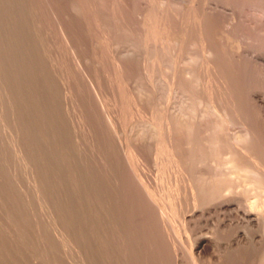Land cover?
<instances>
[{
    "label": "bare ground",
    "instance_id": "1",
    "mask_svg": "<svg viewBox=\"0 0 264 264\" xmlns=\"http://www.w3.org/2000/svg\"><path fill=\"white\" fill-rule=\"evenodd\" d=\"M14 1L15 0H13V2ZM31 1L33 3V6L35 7L34 11H35V15L38 18V20H40V21L43 20V14L42 13H44V15H46L48 13V16H50L51 12L49 14V11H47V12L44 11V10H46L45 7H48V5H49L48 0H31ZM144 1L145 0H89V3H85V0H80V1H78L79 3H77V4H79V8L76 10L74 8L72 9V11L75 10L73 12H75V14L78 15L77 19H78L79 24L82 25V27L85 26V28L90 30L88 33L89 34L91 33L94 35V37H96V40H93V41L97 44V47L104 45L105 40L103 41V38H104L103 34H105L106 31L109 32V31L113 30V32H114L115 31L114 29L116 27H117L116 29H118V30L121 29L122 27H124V25H123V26H121V28H119L120 25H122L124 22V20L122 18L123 16L121 17L119 15H115L111 10L112 6L115 8H117V6H119L118 8L124 9V12L126 10L129 13L131 12V14H129V15H131V17H130V19L128 18L129 21H127L128 19L125 21V22H127V24L124 22V24H126L125 27L127 26V29L126 28H124V29H126L125 32L128 30L129 35L131 37H133V39L130 37L132 40L131 41L129 40V41L135 46V49L131 52V54L129 53L128 57H132L133 60L138 61V62L142 61L143 65H144V68H143L144 72L143 73L145 75H147V77H148L147 79L149 81L148 83L151 82L150 79H153V76L155 75L154 71H155L156 65L158 64L160 67L161 63H159L160 62L159 57L161 56V57H163V59L165 57L166 58L168 57L167 63L165 62L166 65L163 64V65H165L167 70H165V72H163V73L162 72L160 73V70H159L160 74L158 75L156 73L158 78L155 77L156 75L154 76L155 78L158 79V80L156 79V81H159L162 83L161 86L163 85L162 86L163 90L166 89V91L168 93L167 95L165 94L166 92L163 93V95H165V97H166V98L163 97L165 99V101H164L165 103L163 104V106L161 107L159 104V106L161 108L160 112H159L160 115H159V119L157 117V121L155 120L156 121L155 126H157V127L154 129L155 130L154 133L152 132V130H153V126H152L151 132L153 134L151 133L152 135L150 136L149 139H147L146 137H145V140H144V137H143V139H140L141 137L139 138V136H138V139H135V138L133 139L131 137L132 140L135 141L134 144L131 145L133 147L128 148V146L126 145L127 147L124 146L126 148H123L122 150L118 151L117 156H115L114 160H112V162L110 164L109 169H110L111 176L109 177L110 178L109 182H108L107 178L105 177L106 175H104V173L102 171L103 167H105V166L99 165L101 168L100 169L101 171H99L98 173L96 172L99 175L97 178L98 182H96V183H98V187L100 188V189L99 188L98 189L104 190V192H105V190H106L105 188H109L110 195H111V201H110L109 206L111 205L112 213L113 212L115 213L116 219L123 225V232L125 233L124 239L127 240V243L125 242V244H127V247L125 246L126 251H124L125 257L127 258L129 264H150L149 262L144 263L143 261H144V259H145V262L147 259L149 260L148 257L151 254H153V257H155V258H153L152 255L150 256V258H153L154 260L155 259L158 260L159 263L162 262L160 264H164L165 259L166 260L170 259L168 262L165 261V263L167 262V264H185L186 262H188L187 260H185L184 253H183L184 250H182V249H186V247H184L185 244L183 246L184 248L182 247V245H183L182 243H184L185 238H184V234L181 233V230L177 226V224H178L177 218L179 219V216L181 215L180 217H182L183 220L185 221V228L187 227V230L193 229V226H195L194 223L192 224L190 222V220L186 221L187 220V215H186L187 212H189V211L194 212V211H196V209L198 207L202 208V207H205V205H207V204H208V207L209 206L212 207V205L217 203V201H220V203L215 204V208L217 207V208H219V210L220 209L223 210V212L226 215L232 217V221H235L236 222L235 224H238V227H240L241 221H242V224H244L243 225L244 231L241 233H239V230L237 231V233L239 235L238 236V242L236 243L238 246V249H240V250L246 249L248 251L249 250L253 251V254H252L253 256H252L251 260L248 259L249 261H242V262H236V263H238V264H264V90L256 89V88L253 89V88H250V86H249L250 80L252 79V77L250 75L251 74L250 69H249L250 68V62L258 61V62H260L261 65L264 66V50L253 49L252 45H251L252 47H250L249 43H245L246 41L244 42L245 43L244 46L241 47L240 50H238V52L237 51L233 52L232 50H229V47H227L229 51L225 49L226 48L225 45H227L225 43L228 42V41H225V39L228 37V35L238 33L237 31H240V29L244 28L243 30H249L250 29L252 31H250L248 33L247 31L244 32L243 30H241L240 31L241 33L240 32L239 33L242 34L243 36H250V33L254 32V30H256V29L259 31V29L261 27H263V29L261 28V30H264V20L262 18H258L259 16L257 17L258 19H256V17H251L250 15H248L246 13L247 11L245 10L246 8L244 6H240V5L234 6V4H233V7L228 8L229 5L225 2L226 5H228V7H227L222 2L223 0L222 1L221 0H215L216 2L214 0H212L215 2V3L213 2V7L205 8V6H204L203 9L198 11L199 13H196L192 9L193 14L188 13L186 11V9L183 10V7L181 6V4L179 3L180 5H177L178 3L176 1L172 2L173 0L172 1L171 0H165L163 3L161 1L162 6L159 10H158V8H159L158 7L156 9V11L152 10L153 9L152 6H151L152 9L148 8L146 6L147 3L145 4ZM194 1L196 2L197 0H194ZM199 1H201V0H199ZM19 2H20V0H19ZM70 2H71V0H70ZM201 2H203V0ZM208 2H209V0H205V3H208ZM241 2H242V0H241ZM30 3H29V5H30ZM50 3H51V1H50ZM209 3H211V2H209ZM61 4H62V2H61ZM63 4H62V6H63ZM54 5L55 4H53V6ZM65 5H66V3H65ZM195 5L197 6L200 4L196 2ZM243 5H245V4H243ZM7 6H8V4H7ZM56 6H54V7L56 8ZM70 6H71V4H70ZM68 7H66V8H68ZM48 8H50V7H48ZM155 8H156V6H155ZM193 8H195L194 5H193ZM18 9H19V11L22 10V9H20V7ZM60 9L58 10L59 12H60ZM30 10L32 12V9H30ZM50 10H53V9L51 8ZM62 10H65V9H62ZM77 10H79V11H77ZM0 11H1V9H0ZM152 11L154 13H156L158 11L156 22H155L156 18L153 20V16L150 20H149V18H147L148 16H150V13ZM4 13L6 14V12H4ZM55 13H56V11H55ZM33 14H32V16H33ZM53 14H54V12H53ZM69 14H70V12H69ZM122 14H123V12H122ZM16 15L18 16L17 13H16ZM24 15H26V14H24ZM55 16H56V14L54 15V17ZM220 17L222 18L221 20H219ZM10 18H9V20H11ZM124 18H125V16H124ZM32 19H33V17H32ZM77 19H76V21H77ZM54 20H53V22H54ZM61 20L63 21V19H61ZM22 21H24V20H22ZM2 23H4L3 20H2ZM18 23H19V21H18ZM63 23H65V22L63 21ZM0 24H1V22H0ZM37 24H39V23H37ZM54 24H55V22H54ZM4 25H5V23H4ZM50 25H52V24H50ZM1 26L3 27V24ZM12 26H14V25H12ZM38 26H40V24ZM46 26L47 25H45V28H46ZM63 26L60 25V27H63ZM31 27L33 28V26H31ZM55 27L56 26H54V28ZM43 28L44 27H41V29H40L41 34L40 33H39L40 35L37 34L38 36H41V41L43 43L41 45H43V46L40 45L41 47H39L38 43H41L40 38H39V40H38L39 42L37 44H38V47L41 48L40 50H42V47L45 46L44 49H47V50H45L47 52L46 53L44 52L43 54H41L43 51L40 52V50L38 49L39 51L37 50L38 51L37 53H40L39 54L40 57H41V55H43L42 58L43 57L44 58L43 59L41 58L43 61H44L45 57L47 59L46 61H48L49 58H47L46 55H48V57L51 56V58L53 59V61H52L53 63L51 62V60H52L51 59L50 64L52 63L55 67V69H54L53 65H52V68L55 71V73L53 71H52V73H54L55 75L53 74L54 75L53 76V75H51V73H49L52 70V68L50 71H47V72L51 76H53L54 80H56L60 84H62L61 85L62 87L60 85H57L58 87L60 86V88H59L60 91H58V87H56L55 84L53 85L55 87V89H53V90H57L58 92H61L59 94H61L63 96V99H66L64 101H66V102L68 101L67 102L68 107L72 108L74 110L77 108V106H75V105H76V100L78 98H76V100L74 102L72 90H71V88L73 86V85L71 86V84H73V83H71V82H72V79L74 80V78L76 77L74 75H77V73H80V75L83 76L82 75L83 67L81 66V69H80V67H78V65L75 64V62L73 63V61H75L74 56H73L72 52H70V50H69V42H68L69 38L66 37L67 36L66 33L68 34L69 31L66 32V30L64 28L59 29L60 30L59 31L60 36H59V34H57L58 36L55 35L59 41V44L56 43L57 46L58 45L61 46L62 48H64L63 50L66 49L67 54L65 55V53L59 52L58 49H55V50L53 49V47L54 46L56 47V45L53 46V44L47 43L49 40H51L53 42V40H52L53 36H52V38H50L51 36L50 37L47 36L49 40L47 39V37L43 36V38L45 37L47 39V42H46L45 38L44 39L42 38V33L44 31ZM21 29H22V27H21ZM21 29H20V31H21ZM27 29H25L24 32H26ZM46 29H48V28H46ZM15 30L18 31L19 29L18 30L15 29ZM34 30L36 31V29H34ZM57 30H58V28H57ZM4 31H5V29H4ZM8 31H10V30H8ZM45 31H48V30H45ZM119 32H120V30H119ZM1 33H3V32H1ZM80 33H81V31H80ZM114 33H116V31ZM112 35H114V34H112ZM126 35L128 36V32H126ZM193 35H195L196 41H197L198 45L200 46V47H198V46L197 47L201 48V50L199 51V54L196 53L197 55H194L191 58V64L189 63V65H188L190 67H188L189 69L187 68L186 74L189 75V77H190L189 79H191V82H192L191 86H188L186 83L185 84H179V79H180L179 71H178L179 57H178V55H176V51L178 48L177 47H176L177 49H175V47L173 48V46H171L172 45L171 43H173L175 41L174 39L176 36H182L183 39L181 40L182 42L180 41L181 45H180V50H179L181 52V49H182L181 47L184 46V41H187L186 39L188 36L194 37ZM105 36H107V34ZM251 36H253V35H251ZM87 37H89V39L91 38V36H86V38ZM261 37L264 38V36H261ZM188 39H190V38H188ZM250 39H252V38H250ZM91 40H92V38H91ZM211 40H213L214 43L209 42ZM51 41H49V42H51ZM171 41H173V42H171ZM32 42H34V41L32 40ZM70 43H71V41H70ZM76 43H77V41H76ZM105 43H106V41H105ZM113 44H115V43H113ZM128 44H129V42H128ZM189 44L191 45V43H189ZM50 45H52L53 47ZM70 45L72 46V43ZM59 46H58V48L60 49ZM186 47L187 46H185V49H186ZM71 49H74L73 46ZM53 50L54 51L57 50L60 54H62L61 58H58L59 55L58 56L53 55ZM68 50H69V52H68ZM74 50H72V51H74ZM192 50H194V49H192ZM57 51H56V53H57ZM61 51H62V49H61ZM66 51H64V52H66ZM179 51L177 52V54L179 53ZM188 52L189 51H187V53ZM3 53L5 55L4 51H3ZM8 53L6 55H9ZM91 53H93V52H91ZM191 56H192V54H191ZM0 57H2V55ZM38 57L35 58L36 61L38 60ZM124 57H126V56H124ZM10 60H11V58H10ZM40 60H38L37 62L34 61L36 63L35 65H39L38 62H41ZM66 60L69 62H72L73 64H75L79 68V69L77 68L78 70L75 69L77 71V73L74 75L72 74V77H70V78H69V76L64 75V73H63L64 66L69 65L68 63L66 64V62H65ZM6 61H8V60H5V63H6ZM95 61H97V60H95ZM128 61L130 62V60H128ZM162 62H164V61H162ZM44 63H45V61H44ZM132 63H135V62H132ZM31 64H32V66H34L32 62H31ZM47 64H49V62ZM1 65L2 64H0V67H1ZM80 65H81V63H80ZM44 66L45 65L43 64V66H40V67L44 68ZM46 67H48V65ZM66 67L68 68V66H66ZM71 67L74 68L73 66H71ZM35 68H37V66L36 67L34 66V69ZM115 68H117V66ZM132 68L134 69V66ZM132 68H131V70H133ZM7 69H8V67H7ZM2 70H3V68H2ZM36 70L39 71V68L35 69V71ZM46 70H49V69L46 68ZM46 70H44V71H46ZM71 70L72 69H69L68 71H71ZM184 70H186V67ZM10 71L11 70L9 68L8 73H10ZM38 71H37V73H38ZM73 71H74V69H73ZM5 72H7V71H5ZM1 74L2 73L0 72V75ZM41 74L42 73L37 74V76L39 75L38 77L40 78V77H42ZM44 74H45V76H44ZM44 74H43V77H47V78L50 77V75H47L46 73H44ZM182 74H183V71H182ZM4 75H6V73L5 74L3 73V76ZM34 75H35V73H34ZM10 76H11L10 78L7 76L8 79L13 78L12 77L13 74ZM32 76H33V73H32ZM4 77H2V78H4ZM35 77H36V75H35ZM35 77H33V78H35ZM38 77H37V79L39 80ZM182 77H185V76H182ZM250 77H251V79H250ZM3 80H5V78ZM13 80L16 81V78L15 79L13 78ZM38 80L35 81L34 83L38 82ZM40 80H42V79L40 78ZM43 80H45V79L43 78ZM43 80H42V82H43L42 84H44ZM45 81H48V80L46 79ZM81 81H80V83H81ZM5 82H7L8 88H10L9 87V81L5 80ZM75 82H76V79L74 81V85H75ZM89 82L87 84L89 85V87H91L90 83L92 81L90 83ZM50 83H52V82L48 81V84L51 86ZM56 84H58V83H56ZM143 84H144V81H143ZM127 85L129 86V84H127ZM127 85H125V86H127ZM40 86H42V85H40ZM76 86H77V83H76ZM81 86H82V83H81ZM49 87L46 86V88H48V90L50 89ZM148 87L151 88V86H149V85H148ZM11 88H14V89H11ZM11 88H10V90L13 91V90H15L16 87L11 86ZM37 88H38V86H37ZM141 88H140L141 97H139V95H136L139 98H137L136 96L134 97L133 95L136 93H133V95H132L134 97L133 98V97H131V94H130V97H129L130 99L127 97L128 102L129 103L132 102L133 104H135V106H136L135 109H138L140 111H142V109H147V110L150 109L151 110L153 108V106L155 105V102L153 100V96L151 95L153 93V91L151 92L152 89L148 88L150 90V93H151L150 94L149 91H146V90H145L146 92H142V89L144 90L145 88H142V89ZM175 88H178V89H176L178 91L179 90L181 91V89H182L185 92V94L187 92V93H190L188 95H192V98H191L187 94L185 95L184 92L182 93L186 96V97H183L182 100H184V98L186 99L187 96H188L189 101L193 99V102H191V105H188L190 103H188L189 101L186 99L187 102H184V104H181V102H179V106H180L179 109L171 110V107H170L171 104L169 105V103H167L168 102L167 99L169 97L170 92ZM6 90H8V89H6ZM18 90H21V88L19 89L17 86L16 92ZM51 90L52 89H50V91ZM78 90H79V88H78ZM12 91H6V94H7L6 97L8 98V102L10 103V105H9L10 107H14V104H15V107H17V105L19 103L16 104V102H17V98L15 96L16 93L14 94V92H12ZM160 91H161V89H160ZM36 93H38V92H36ZM19 94L20 93H18V95ZM98 96H96V97H98ZM60 97L61 96H59V98ZM20 98H18V99H20ZM39 98H40V96L37 97V101ZM123 99H125V98H123ZM97 101H98V99H97ZM162 101H163V99H162ZM103 102L104 101H102V103ZM22 103H24V102L22 101ZM52 103H53V101H52ZM74 103H75V105H74ZM89 103H91V102H89ZM161 103H163V102H161ZM203 104L206 105L205 108L209 107L210 110L217 113L216 114L213 112L217 116V118L215 120H211V118L208 117L207 113L209 112V114H210V111H208V112L206 111V110H209L208 108L206 110L204 109L206 111V113H205V111L203 113L201 110H199V107L201 108V106L204 108ZM57 105H59V104H57ZM90 105H88V106H90ZM104 105L106 107V103H104ZM20 106H18V107L20 108ZM38 106H39V104H38ZM102 106L103 105H101V107ZM15 107H14V111H12V109H11V111L14 113H15V109H16ZM68 107H66V108H68ZM78 107H79V105H78ZM19 108H17V109H19ZM24 108H26V107H24ZM60 108H62V106H60ZM103 108H104V106H103ZM106 109L109 113V114H107V116L111 115L110 116L111 119H113V121L116 120L114 112H112L110 110V108H106ZM18 111L16 110V112H18ZM69 112L72 113V111H69ZM73 112L75 113V111H73ZM103 112L105 113L106 111L103 110ZM154 112H155V110H154ZM14 113H12V114H14ZM157 114H158V112H157ZM15 115L17 116V114H15ZM70 117L68 116L69 119L67 118L69 121H70ZM73 117H71V118L73 119ZM78 117H79V115L77 114V118ZM105 117H106V115H105ZM76 119H75V121H76ZM22 120L25 121V119H22ZM69 121L66 122V123H68V125L70 123ZM17 122L19 124H21L20 123L21 121L19 122V120H17ZM17 122H16V124H18ZM71 123H73V122H71ZM19 124H18V128L20 127ZM75 124H76V122L73 123V125H75ZM236 124L238 126L240 125L241 129L237 133L234 132V134H231V131H230V134H227V132H229L228 129H231L230 125L235 126ZM23 125H25V124H23ZM76 125L80 126V124H76ZM15 127L17 128V126H15ZM23 127H25V126H23ZM81 128H82V126H81ZM26 129L27 128H25V130ZM82 129H84V128H82ZM82 129L79 128V130H81L80 131L81 133L83 131ZM6 130H8V129H6ZM79 130H78V132H79ZM16 132L18 133V131H16ZM76 132H75V134H76ZM33 133L34 132H32V135L35 134V133L34 134ZM81 133H79V134L81 135ZM87 133L88 132L82 133L81 136L86 137L83 134H87ZM24 134H26V133H24ZM75 134H72V135H75ZM79 134H76L75 137L77 136V138H79L78 137ZM121 135L122 134H120V136ZM17 136H18V134H17ZM23 136H25V135H23ZM75 137H74V139H76ZM147 137H148V135H147ZM67 138H66V140H67ZM83 138H80V139H83ZM131 138H130V140H131ZM24 139H26V138L24 137ZM24 139H23V141L26 142L27 139L26 140H24ZM32 141H33V139H32ZM74 141H77V139ZM131 142H133V141H131ZM79 144H81V143H79ZM86 144H88V143H86ZM24 145H26V144H24ZM24 145H22V146H24ZM29 145H30V143H29ZM82 145H83V143H82ZM83 146H85V145H83ZM32 147H34V146H32ZM32 147H31V149H32ZM24 148L27 149V147H24ZM24 148H22V149H24ZM84 148H83V150H85ZM88 148H91V150H89V151L93 150L91 145ZM88 148H86V150ZM36 149L37 148H35V153L37 152ZM39 149H41V148H39ZM20 150H21V148H20ZM86 150H85V153H86ZM30 151H32V150H30ZM104 151H102V152H104ZM76 152L78 153V151H76ZM110 152L111 151L109 150V153ZM89 153L92 154L91 152H89ZM106 153L107 152H104L103 154H105L106 156H110V155H108L109 153H107V154ZM25 154H26V152H25ZM83 154L84 153H82V155ZM98 154L102 155L101 152ZM33 155H34V152H33ZM87 155H89V154H87ZM24 156H26V155H24ZM41 156H42V154H41ZM93 156H94V154H93ZM42 157H44V155ZM26 158L28 159L29 156L28 157L26 156L25 158L22 157V160L26 161ZM31 158H33V156ZM29 160H31V159H29ZM32 160L35 161L34 158ZM100 160L101 159H99V161ZM96 161H97V157H96ZM104 161H103V163L101 161L100 162L104 165ZM31 163L28 162V164H31ZM28 166H30V165H28ZM34 166H35V164H34ZM205 166H210L212 168V171L214 170L213 173H209V171L207 173L204 172L203 167H205ZM25 170H26V168H25ZM44 170H46V169H44ZM36 171H38V170H36ZM36 171H35V174H36L35 176H37L38 181L34 177L33 179H34V181L35 180L36 181H35V184L33 186L36 187L39 197L46 204L47 199L45 200V198L44 199L42 198L43 193H44V195H46L43 178H42V175H40L41 172L38 175L37 174L38 172H36ZM0 173H1V171H0ZM42 173H45V172H42ZM27 177H29V176H27ZM24 183H26V182H24ZM46 186H48V185H46ZM48 188H50V187H48ZM48 188H46V189L49 190ZM36 189H35V191H36ZM18 190H20V189H18ZM41 192H43V193L41 194ZM102 194H103V192H102ZM189 197H191L192 199H194L193 197H195V199L200 197L201 199L203 198L202 199L203 201L200 202L199 200H201V199L196 200V201H198L197 203L199 205L197 204V207L195 205H193V206H195L193 208V206H191L192 204L191 205L189 204ZM100 198L102 200L103 196ZM108 198H110V197H108ZM10 200L11 199L9 198V201ZM48 202H50V201H48ZM16 203H18V202H16ZM51 203H52V201H51ZM53 204H57V203H53ZM195 204H196V202H195ZM10 206H12V205H10ZM46 206H47V204H46ZM41 207H42V205H41ZM96 207H98V206H96ZM46 208H48V207H46ZM193 209H195V210L193 211ZM210 209H208V210H210ZM22 210L24 211L23 208H22ZM26 210H28V209H26ZM17 211H18V209H17ZM25 211H24V213H25ZM48 212H49V210H48ZM57 213H59V211ZM27 215H29V214H27ZM44 215H47V217H48V214H44ZM50 215L51 214H49V216ZM63 215H62V217H63ZM17 216H18V214H17ZM51 217L52 218L49 219V221L54 218L53 214ZM57 217H58V215H57ZM65 217H66V215H65ZM100 217H101V215L99 216V219H100ZM102 217H104V216H102ZM56 219H53V220H56ZM53 220H52V227H54L53 230L52 229H50V231L46 230V228H49V226H51V224H50L51 222L49 223L48 220L46 222L49 223V226L47 227V225L46 226L44 225L46 227L45 229H43V227L39 228V229L46 230L45 232H48V234H49V232L50 233L53 232L54 233V234L52 233L53 235H56L61 239L60 244L62 243L61 244L62 249L60 251L64 252V254L68 253V255H69V253H71L70 254L71 258H68V259H73L72 263H74V264H104L102 262V260H100V257H98L99 254H97V252L99 251V249H98V246L96 243L95 244L97 247L95 245H94V247H96V248L93 247L95 251L92 249V246H90L88 244L86 245L87 242H84L85 244H80V242H79L80 241L79 234H81L80 232L78 233L77 231H74L73 229L71 230V228H70V231L67 232V234H66L64 232V230L62 231L60 228L56 227L58 225V221L56 220L57 225L55 226L56 223H55V221L53 222ZM63 220H65V219H63ZM59 222H60V220H59ZM115 223H116V225L118 224L117 222H115ZM60 225H62L61 222H60L59 226ZM63 228H65V227H63ZM114 228H116V226ZM67 229L65 231H67ZM37 231H39V230H37ZM103 231H104V229H103ZM116 231H118V230H116ZM257 232H259L258 236H256ZM118 233H119V231L117 232V235H118ZM101 234H102V232H101ZM39 235H41V233H39ZM39 235H37V236H39ZM71 236L78 238L79 240L76 241V239H74L76 242L75 241L72 242L73 240L70 239ZM100 236H102V235H100ZM2 237L4 238V236H2ZM41 237H45V236L42 235ZM124 239H123V241H126ZM44 240H45V238H44ZM99 241H100V239H99ZM39 242H41V241L39 240ZM46 243L49 244V242H46ZM57 243L59 244V242H57ZM53 244H51V245H53ZM43 245H44V247L47 246V244L46 245L42 244V246ZM55 245H56V242H55ZM58 246H60V245H58ZM210 246H211V241L207 237L200 236V237L196 238L195 242H194V251L193 250L191 251V262L190 263L191 264H221L222 258H218L217 256L214 257L213 255L208 260V263L205 261L208 258H206V256L204 257V255L211 249ZM8 247H9V245H8ZM117 247L119 248V246H117ZM56 248L54 250H56ZM48 250H50V249H48ZM147 250L150 251L151 254H149ZM50 252H52V251H50ZM124 252H122V253H124ZM145 252L148 253V255H146V256H148L147 259L144 258V257H146V256H144ZM185 252H186V250H185ZM91 253L93 254V257L91 255ZM237 253H235V254H237ZM59 254H60V252H59ZM73 255L75 256V258H72ZM121 255H124V254H121ZM57 257H58V255H57ZM60 257L62 258V256H60ZM221 257H223V255ZM53 258H55V256ZM61 258H59V259H61ZM204 258H206V259H204ZM62 259H64V258H62ZM68 259H66V260H68ZM122 259L124 260L125 258L123 257ZM188 259H189V257H188ZM37 260H36V262H37ZM151 261L152 260H150V262ZM67 262H70V261L68 260ZM67 262L61 261V263H64V264ZM155 262H157V261H155ZM14 263H15V261H14ZM121 264H123V263H121Z\"/></svg>",
    "mask_w": 264,
    "mask_h": 264
},
{
    "label": "rangeland",
    "instance_id": "2",
    "mask_svg": "<svg viewBox=\"0 0 264 264\" xmlns=\"http://www.w3.org/2000/svg\"><path fill=\"white\" fill-rule=\"evenodd\" d=\"M0 1H1L0 2V9H1V11H0V22H1L0 31L3 32V33L0 32V54L2 55V57H0V58L2 59L4 57L2 60L0 59V62H1L0 64H2L1 67L4 70L3 71L2 68L0 67V72L2 73L0 75V166H1L0 167V171H1V173H0V264H16V263L17 264H64V263H61V261L67 262L68 260L70 261V262H67L68 264H74V263H72L73 259H68V258H71V256H70L71 253H69V255H68V253L64 254V252L60 251L62 249V245H61L62 243L60 244L61 239L58 236L53 235L54 234L53 232H51V233L49 232L50 235L48 234V232H45L46 230L47 231H50V229L53 230L54 227H52V220L56 219V218H57L56 220L58 221V225H57V221L53 220V222L55 221V223H56L55 226L57 225L56 226L57 228H60L62 231L64 230V232L66 234H67V232L70 231V228H71V230L73 229L74 231L81 233V234H79L80 244H85L84 242H87L86 245L88 244V245L92 246L93 250H94V248H96L98 246L99 251L97 252V254H99L98 257H100V260H102V262L104 264H115V263L116 264H119V263L120 264L121 263L129 264L127 258L125 257V252H124V251H126L127 244H125V242L127 243V240L124 239L125 233L123 232V225L116 219L115 213L114 212L112 213L111 205L109 206L110 201H111V195H110L109 188H105L106 193L104 192V190H99L100 188L98 187V183H96V182H98L97 178L99 176L97 173L99 171H101L100 170L101 168L99 165L105 166V167H103L102 171H103L104 175H106L105 177L107 178V180L109 182V180H110L109 177L111 176L110 169H109L110 164H111L112 160H114L115 156H117L118 151L122 150L123 148H126L127 146H128V148L133 147L131 145L134 144L135 141L132 140V138L138 139V136H139V138L141 137L140 139H143V137H144V140H145V137L147 139H149L150 136L154 133V131H155L154 129L157 127V126H155L156 121H157V117L159 119V115H160L159 114L160 109H161L160 106L162 107L163 104L165 103L164 102L165 99L163 98V97H165V95H163V93L166 92L165 94L166 95L168 94L166 89L163 90V87H162L163 85L161 86L162 83L159 81H156V79L158 78L157 74L159 75L161 72L163 73V72H165V70H167L165 65L167 63L168 57L167 58L165 57L164 59L161 56L159 57V60H160L159 63H161L162 65L160 64V67H159V65L157 64L155 67L154 74L156 76L155 75L154 76L157 78H155L153 76V79H150L151 82L148 83L149 82L147 79L148 77H147V75H145L143 73L144 72V70H143L144 65H143L142 61H140L141 62L140 63L138 61L133 60L132 57H128L129 53L131 54V52L135 49V46L130 42L133 39V37H131L129 35L128 30L126 31V32H128V36L126 35V32H125V30L127 29V26L125 27L127 22H125V21L128 18L130 19L131 15H129V14H131V12L129 13L127 10L124 12V9L118 8L119 6H117V8L112 6L111 10L115 15H119L121 17L123 16L122 18L126 24H124V22H123V24L120 25L119 28H121V26L124 25V27L119 29L120 32L118 29H116L117 27L114 29L117 34L114 33L115 31L113 32V30H111L113 33L111 31H109L110 33L108 31H106L105 34H103V36H104L103 41L105 40L106 43L104 41V45L100 46L101 47L100 48V47H97V44L93 41V40H96V37H94V35L91 33L89 34L88 32L90 30L85 28V26L82 27V25L79 24L78 19H77L78 15H76L75 12H73L79 8V4H77V3H79L78 1H80V0H71V2H70V0H64V1L63 0H59V1L58 0L57 1L56 0H53V1L48 0L49 5L50 4L51 5L50 6L48 4L47 5L50 8L45 7L46 10H44V11L45 12L49 11V14H50V12H51V14H50V16H48V13H47L46 14L47 16H46V15H44V13H42L43 14V20H41V21L38 20V18L35 15V11H34L35 7L33 6V3L31 0H28V1L27 0H20V2H19V0H15L14 2H13V0H0ZM50 1H51V3H50ZM60 1L62 2V4L64 3L63 6H62ZM161 1L163 3L165 0H154V1L153 0H145L144 2H145V4L147 3L146 6L148 8H151V6H152L153 9L152 8L151 9L153 11H156V9L158 7H159L158 10L161 8V6H162ZM174 1H176L178 3L177 5L181 4V6L183 7V10L186 9V11L188 13L193 14V11H195L196 13H199L198 11L203 9L204 6H205V8L213 7V2L215 0L214 1L209 0V2H211V3H209V2L205 3V0H203V2H201L202 0L201 1L197 0L196 2L199 3L200 5L202 4L201 6L200 5L196 6L195 5L196 2L194 0H173L172 2H174ZM222 2L225 5L227 3L229 5V7H228V5H226L228 8L233 7V4H234V6L235 5L244 6L246 8L245 10L247 11L246 13L248 15H250L251 17H256V19L262 18L264 20V0H242V2H241V0H226V1L223 0ZM29 3H30V5H29ZM65 3L67 6L65 5ZM85 3H89V0H85ZM7 4H8V6H7ZM53 4H55L54 6L57 5L56 8L53 6ZM70 4H71V6H70ZM243 4H245V5H243ZM193 5L195 8H193ZM155 6H156V8H155ZM19 7L22 10L19 11V9H18ZM66 7H68V8H66ZM51 8L53 10H50ZM73 8L75 10L72 11ZM30 9H32V12ZM59 9H60L61 13L58 11ZM62 9H65V10H62ZM192 9H193V11H192ZM52 11L54 12V14ZM55 11H56V13H55ZM77 11H79V10H77ZM153 11L150 13V16H148L147 18H149V20H150L153 16V20L156 18L155 19V22H156L158 11L156 13H154ZM4 12H6L7 15ZM69 12H70V14H69ZM122 12H123V14H122ZM16 13L18 14V16L16 15ZM71 13L72 14L74 13L75 15L74 14L72 15ZM24 14H26V15H24ZM32 14H33V16H32ZM55 14H56V16L54 17ZM72 16L73 17L75 16V17L73 18ZM124 16L126 19L124 18ZM32 17H33V19H32ZM9 18L11 20H9ZM61 19H63V21L65 23H63V21ZM76 19H77V21H76ZM129 19L127 21H129ZM221 19L222 18L220 17L219 20H221ZM2 20L5 23V25H4V23H2ZM22 20H24V21H22ZM53 20H54L55 24H54ZM18 21H19V23H18ZM37 23H39L40 26H38L39 24H37ZM2 24H3V27L1 26ZM50 24H52V25H50ZM59 24L61 26H63L65 24L66 26L64 25L63 27H60ZM12 25H14V26H12ZM45 25H47L46 28H48V29L45 28ZM31 26H33V28ZM54 26H56L58 28V30L56 27L54 28ZM21 27H22V29H21ZM41 27H44L43 28L44 31L42 33V38H43V36H45V37L51 36L50 38H52V36H53V38H52L53 42L51 40H49L47 37V39L49 41H51L52 43L49 41L47 42V39L45 37L44 38H45L47 43L53 44V46L56 45V47L55 46L53 47L52 45H50L53 47L54 50L58 49L59 52L65 53V55L67 54V51H66V49L63 50L64 48H62L59 45L58 46L60 47V49L58 48L57 44H59V41H58L56 36H58L57 34H59V36H60V32H59L60 30L59 29L64 28L66 30V32L69 31L68 34L66 33V35H67L66 37L69 38V40H68L69 50H70V52H72V54L74 56L75 61H73V63L75 62V64H77L78 67H80V69H81V66L83 67V69H82L83 70V72H82L83 76H81L80 73H77L76 70H78L79 68L75 64H73L72 62H69L66 60L65 61L66 64L67 63L69 64V65H66V66H68V68L66 66H64V68H63L64 75L69 76V78L72 77V74L74 75L77 73V75H74L76 77L74 78V80L72 79V82H71V83H73V84H71V86L73 85L71 90H72L74 102H75L76 98H78L76 100V105L74 103V105L77 106V108L75 107L76 109H74V110L72 108L68 107V105H67L68 101L67 102L64 101L66 99H63V96L61 94H59L61 92H58V91H60L59 88L62 84H60L58 81L54 80V78H53V76L55 75L54 74L55 73V71H54L55 67L52 64L53 59L51 58V56L48 57V55H46L47 58H49V59H48V61H46L47 59L45 57V59H44L45 63H44V61L42 60L44 58V57L42 58L43 55H41V57H40V55H39L40 53H37L41 49L39 47L43 46V45H41V44H43L41 41V36L37 35L40 33ZM124 28H126V29H124ZM261 28L263 29V27H261ZM261 28L259 29V31L256 29V30H254V32H251L250 36L253 35L251 37L250 36H243L242 34H240L241 33L240 31L243 30L244 28L240 29V31H237L238 33L228 35V37L225 39V41H228L225 43V44H227V45H225L226 46L225 49L228 50L227 47H229V50H232L233 52H236V51L238 52V50H240V48L243 47L245 43H249L250 44L249 46L250 47L253 46L252 47L253 49L264 50V38L261 37V36H264V32H263L264 30H261ZM4 29H5V31H4ZM15 29H17V30L19 29V30L16 31ZM20 29H21V31H20ZM25 29H27L26 32H24ZM34 29H36V31L38 30L39 32L38 31L36 32ZM8 30H10V31H8ZM45 30H48V31H45ZM80 31H81V33H80ZM243 31L244 32L247 31L249 33L252 30L249 29V30H243ZM106 34H107V36H105ZM112 34H114V35H112ZM86 36H91L92 40H91V38L89 39V37L86 38ZM193 36L194 37H192V36L187 37V39H186L187 41H184V46L181 47L183 49V50L181 49V52L179 50H180V45H181L180 41L183 39L182 36H176L174 39L175 41L174 40H173L174 42L171 41V42H173V43H171L172 44L171 46H173V48L175 47V49L178 48L176 51V55H178V57H179V61H178V63H179L178 64V71H179V77H180L179 84H185L186 83L188 86H191V84H192L191 79H189L190 78L189 75L186 74L187 68L190 67L188 65H189V63L191 64V58L194 55H197L196 53L199 54V51L201 50V48H198L200 46L198 45V43L196 41L195 35H193ZM34 37L35 38L37 37V38L35 39ZM249 37L252 39H250ZM39 38H40L41 43H38ZM188 38H190L191 40ZM32 40L34 42H32ZM70 41L72 43L73 48L76 51L74 49H71L72 46L70 45L71 44ZM76 41H77V43H76ZM128 42H129V44H128ZM188 42L191 43V45ZM209 42L214 43L213 40H211ZM37 43L39 44V47H38ZM113 43H115V44H113ZM185 46H187L186 49H185ZM44 48H45V46L42 47V50H40V52L43 51L41 54H43L44 52L45 53L47 52V51H45L47 49H44ZM61 49H62V51H61ZM192 49H194V50H192ZM54 50H53V55H56V56L59 55L58 58H61L62 54H60L57 50H56L57 51V53H56V51H54ZM69 50H68V52H69ZM72 50H74L75 52ZM3 51L5 52V55H4ZM64 51H66V52H64ZM178 51H179V53L177 54ZM187 51H189V52L187 53ZM91 52H93V53H91ZM7 53L11 57L9 55H6ZM191 54H192V56H191ZM124 56H126V57H124ZM36 57H38V60H40L42 58L40 60L41 62H38L39 65H35L36 64L35 62L38 61V60L36 61V59H35ZM10 58H11V60H10ZM5 60H8V61H6V63H5ZM50 60L52 62L51 64H50ZM95 60H97V61H95ZM128 60H130V62ZM162 61H164V62H162ZM31 62L33 63V65L35 67L37 66V68H35V69L39 68V71L38 70L35 71L34 66H32ZM46 62L47 63L49 62V64L51 66L49 64H47ZM132 62H135L136 64L132 63ZM80 63H81V65H80ZM43 64L45 65L44 68L40 67V66H43ZM163 64H165V65H163ZM47 65H48V67H46ZM52 65H53L54 69L52 68ZM70 65L73 66L74 68H72ZM116 66H117V68H115ZM133 66H134V69L132 68ZM7 67H8V69H7ZM185 67H186V70H184ZM9 68L11 70L10 73H8ZM46 68H48L49 70H46ZM51 68H52V70H51ZM131 68L133 70H131ZM69 69H72V70L68 71ZM73 69H74V71H73ZM249 69H250V73H251L250 75L252 77V79L250 77V79H251L250 85H249L250 88H253V89L256 88V89L264 90V66L261 65L260 62H258V61H252V62H250V68ZM44 70H46V71H44ZM159 70H160V73H159ZM5 71H7V72H5ZM37 71H38V73H37ZM47 71H50L49 73H51V75H53V74L54 75L51 76ZM52 71L54 73H52ZM182 71H183V74H182ZM3 73L4 74L6 73V75L9 78L11 77L10 75L13 74L12 77L14 79L16 78V81L13 80V78L8 79V77L6 75H4L5 76L4 77ZM32 73H33V76H32ZM34 73H35L36 77H35ZM40 73H42L41 74L42 77H40L42 80L44 78L45 80L47 79L49 82L50 81L52 82V83H50L51 86L48 84V81H45V80H43L44 84H42L43 82L38 77L39 75L37 76V74H40ZM44 73H46V74L48 73L47 75H50V77L49 76H48L49 78L43 77ZM44 76H45V74H44ZM182 76H185L186 78L182 77ZM2 77H4L6 81H9V87L10 88H11V86L16 87L15 90H13V91L10 90V88H8L7 82H5V80H3L4 78H2ZM33 77H35V78H33ZM37 77L39 78V80L41 82L37 79ZM75 79H76V82L74 85ZM37 80H38V82H36L37 84L34 83ZM54 81L58 84H56ZM80 81L82 83V86H81ZM89 81L90 82L92 81V82L90 83ZM143 81H144V84H143ZM88 82L91 84L90 85L91 87H89V85L87 84ZM76 83H77V86H76ZM54 84L56 87H58L57 85H60L58 87V91L53 90V89H55V87L53 86ZM127 84H129V86ZM147 84L149 86H151V88L148 87ZM40 85H42V86H40ZM125 85H127V86H125ZM17 86L19 89L21 88V90H22V91L18 90L19 92L17 91L18 93H20L19 95L16 92ZM37 86H38V88H37ZM46 86L47 87L50 86L49 88L52 90L51 91H50V89L48 90V88H46ZM141 87L145 88V89L143 90ZM78 88H79V90H78ZM140 88L142 89V92L149 91V93H150L149 89H152L151 92L153 91V93L152 94L150 93V94L153 96V100L155 102V105L153 106V108L151 110L150 109H148V110L142 109V111H140L138 109H135L136 108L135 104H133L132 102H130V103L128 102V98L130 97V94H131V97H133V96L135 97L136 95H139V97H141ZM6 89H8V90H6ZM11 89H14V88H11ZM160 89H161V91H160ZM176 89H178V88H175L170 92L169 97L167 99L168 102L166 101L167 103H169V105L171 104L170 105L171 110L179 109V107H180L179 102H181V104H184V102H187L188 96H190L192 98V95H188L190 93L186 92V94L188 95L186 98L187 100L185 98H184V100H182L183 97H186L185 92L182 89H181V91L180 90L178 91ZM6 91H12V92H14V94L16 93L15 94V96L17 98L16 104H18V103L19 104L17 105V107H15V104H14V107L16 108L15 113L12 112V111H14V107L9 106L10 103L8 102V98L6 97V95H7ZM36 92H38L39 94ZM183 92L185 95L182 94ZM133 93H136V94L133 95ZM39 96H40V98L37 101V97H39ZM59 96H61V97L59 98ZM96 96H98V97H96ZM136 97L139 98L138 96H136ZM18 98H20V99H18ZM96 98L98 99V101ZM123 98H125V99H123ZM162 99H163V101H162ZM22 101L24 103H22ZM52 101H53V103H52ZM102 101H104V102L102 103ZM89 102H91V103H89ZM161 102H163V103H161ZM191 102H193V99L188 102L190 104H188V103L187 104L191 105ZM104 103H106V107H105ZM38 104H39V106H38ZM57 104H59V105H57ZM77 104L79 105V107ZM87 104L88 105L91 104V105L88 106ZM159 104H160V106H159ZM101 105H103L104 108H103V106L101 107ZM18 106H20V108ZM23 106L26 108H24ZM60 106H62V108H60ZM203 106H204V108L201 106V108L199 107V110H201L204 113V111L207 108L209 109V107L205 108L206 105H204V104H203ZM66 107H68V108H66ZM17 108H19V109H17ZM106 108H110V110L112 112H114L116 120L113 121V119H111V117H110L111 115L107 116V114H109V113H108ZM11 109H12V111H11ZM65 109L68 112L72 111V113L71 112L68 113ZM16 110L17 111L19 110V111L16 112ZM103 110L106 111L105 112L106 114L103 112ZM154 110H155V112H154ZM73 111H75V113ZM206 111L207 112L210 111V114H209V112L207 114H208V117L211 118V120H215L217 118V116L214 114L216 112H214L210 109L206 110ZM206 111H205V113H206ZM157 112H158V114H157ZM12 113H14V114H12ZM103 113L106 115V117ZM15 114H17V116ZM77 114L79 115L78 118H77ZM67 115L69 117L74 116L75 117V118L73 117L74 120L70 117V121H69L68 120L69 118ZM22 119H25V121ZM75 119H76V121H75ZM17 120H19V122L21 121L20 122L21 124H19L17 122ZM68 121L70 122L69 123L70 126L68 125V123H66ZM16 122L20 125L19 128H18V124H16ZM71 122H73V123L76 122V124H80V126H78L76 124H75L76 125L75 126ZM23 124H25V125H23ZM236 125L235 126L230 125L231 127L230 126L229 127L231 129H228L229 132H227V134H230V131H231V134H234V132L237 133L241 129L240 125L239 126L238 125L236 126ZM15 126H17V128ZM23 126H25V127H23ZM81 126L84 129H82ZM152 126H153V130H152L153 133L151 132ZM25 128H27V129L25 130ZM79 128L83 130L82 133L88 132L87 134H83L86 137L81 136L82 133L80 132L81 130H79ZM6 129H8V130H6ZM78 130H79V132H78ZM16 131H18V133ZM32 132H34L35 134L33 133L34 135H32ZM75 132H76V134L81 133V135L80 134L78 135L79 138H77V136L75 137V135H76ZM16 133L18 134V136ZM24 133H26V134H24ZM72 134H75V135H72ZM120 134H122V135L120 136ZM23 135H25V136H23ZM147 135H148V137H147ZM24 137L28 141L26 139H24ZM74 137L77 139V141H74V140H76V139H74ZM66 138H67V140H66ZM80 138H83V139H80ZM130 138H131V140H130ZM23 139L26 140V142H24ZM32 139H33V141H32ZM131 141H133V142H131ZM128 142L129 143L131 142V143L129 144ZM29 143L31 146L29 145ZM79 143H81V144H79ZM82 143L85 146H83ZM86 143H88V144H86ZM24 144H26L27 146ZM22 145H24V146H22ZM90 145L92 146V149H93L92 151H89V150H91V148H88V147H90ZM32 146H34V147H32ZM124 146H126V147H124ZM24 147H27V149ZM31 147H32V149H31ZM38 147L41 149H39ZM20 148H21V150H20ZM22 148H24V149H22ZM35 148H37L36 153H35ZM83 148L85 150H86V148H88L86 150V153L88 152L87 154H89V155H87L85 153V150H83ZM30 150H32V151H30ZM109 150L111 151L110 153H109ZM76 151H78V153ZM102 151L109 153L108 155H110V156H106L105 154H103L104 152H102ZM25 152H26V154H25ZM33 152H34V155H33ZM89 152H91L92 154H90ZM100 152L102 153V155L98 154ZM40 153L42 154V156L44 155V157H42ZM82 153H84L85 155L84 154L82 155ZM93 154H94V156H93ZM24 155H26L27 157L29 156L28 159L26 158V161L22 160V157H24V158L26 157ZM32 156L35 159V161L32 160L33 159V158H31ZM96 157H97V161H96ZM29 159H31L32 161ZM99 159H101L100 161L102 163L105 160L104 165L99 161ZM27 161L29 163H31V162L32 163L28 164ZM34 164H35V166H34ZM28 165H30V166H28ZM25 168H26V170H25ZM44 169H46V170H44ZM203 169H204L203 171L206 173L208 171H209V173H213V171H214V170L212 171V168L210 166H205V167H203ZM36 170H38V171H36ZM35 171L38 172L37 173L38 175L41 172L40 175H42V178H43L46 195H44L43 192H41V194L43 193L42 194L43 199L44 198H45V200L47 199V202L50 201L48 203L46 202L47 206L43 202V200H41V198L39 197L36 187L33 186L35 184V181L36 180L38 181L37 176H35L36 175ZM42 172H45V173H42ZM27 176H29L30 178ZM34 177L36 179L35 181L33 179ZM24 182H26V183H24ZM46 185H48V186H46ZM48 187H50V188H48ZM17 188L20 189L21 191L18 190ZM46 188H48L49 190H47ZM35 189H36V191H35ZM102 192H103V194H102ZM102 196H103L102 200L105 198L103 200L104 202L100 198ZM108 197H110V198H108ZM9 198L11 199L10 201H9ZM193 198L194 199L189 197V204L190 205L192 204L191 206L195 205L197 207L198 201H196V200L201 199V198L200 197H198L197 199H195V197H193ZM202 199L199 201L200 202L203 201ZM51 201H52V203H51ZM16 202H18V203H16ZM195 202H196V204H195ZM53 203H57V204H53ZM217 203H220V201H217ZM217 203H215V204H217ZM215 204L212 205V207L211 206L208 207V204H207V205H205V207H202V208L198 207L196 209V211H194L195 209H193L194 212H190V211L187 212V214H186L187 220L186 221L190 220V222L192 224L194 223L195 226H193V229L187 230V227L185 228V221L183 220L182 217H180L181 215L179 216V219L177 218V222H178L177 226L181 230V233L184 234V238H185L184 243H182L183 245L181 244L182 247L184 246V244H185L184 247H186V249H182V250H184L183 251L184 258H185V260L188 261L185 264H191L190 263L191 262V251L192 250L194 251L195 239L200 237V236L207 237L211 241V246H210L211 249L204 255V257L206 256V258H208V259L204 258V259H206L205 261L207 263H208V260L210 259V257L212 255L214 257L217 256L218 258H222L221 264H227V263L228 264H238L236 262L251 260V258L253 256L252 255L253 251H251V250L248 251L246 249L240 250V249H238V246L236 244L238 242V236H239L237 231L239 230V233L243 232L244 231V227H243L244 224H242V221H241L240 227H238V224H235L236 222L232 221V217L226 215L223 212V210H221V209L219 210V208H217V207L215 208ZM10 205H12L13 207ZM41 205H42V207H41ZM96 206H98V207H96ZM195 206H193V208ZM46 207H48V208H46ZM22 208L24 209V211L26 209H28V210H26L24 213ZM17 209H18V211H17ZM208 209H210L211 211ZM48 210H49V212H48ZM58 211H59V213H57ZM17 214H18V216H17ZM27 214H29V215H27ZM44 214H48L49 218L47 217V215H44ZM49 214H51V215L49 216ZM52 214H53L54 218L49 221V219L52 218L51 217ZM57 215H58V217H57ZM62 215H63V217H62ZM65 215H66V217H65ZM100 215H101V217L99 219ZM102 216H104V217H102ZM44 219L45 220L47 219L49 221V223L51 222L50 223L51 226H49V223L46 222L47 220L45 221ZM63 219H65V220H63ZM59 220L62 224V225H60L61 227L59 226V224H60ZM115 222H117L118 224L116 225ZM44 225L45 226L47 225V227L49 226V228H46ZM115 226H116V228H114ZM42 227H43V229L46 228V230L42 229L43 230L42 231L41 229H39ZM63 227H65V228H63ZM102 228L104 229V231ZM66 229H67V231H65ZM37 230H39V231H37ZM116 230L119 231L118 235H117L118 231H116ZM101 232H102V234H101ZM39 233H41V235H39ZM37 235H39L40 237ZM42 235H44L45 237H41ZM100 235H102V236H100ZM258 235H259V232L256 233V236H258ZM2 236H4V238ZM44 238L46 241L44 240ZM70 239L73 240L72 242L75 241L74 239H76V241L79 240L78 238H75L73 236H71ZM99 239H100V241H99ZM123 239L126 241H123ZM39 240L41 242H39ZM46 242H49V244ZM55 242H56V245H55ZM57 242H59V244ZM50 243L51 244L54 243V244L51 245ZM95 243L97 244V246ZM42 244H45V245L47 244L48 247L47 246L44 247V245L42 246ZM57 244L60 246H58ZM8 245H9V247H8ZM94 245L96 247H94ZM117 246H119V248ZM55 248H56V250H54ZM48 249H50V250H48ZM185 250H186V252H185ZM50 251H52V252H50ZM59 252H60V254H59ZM122 252H124V253H122ZM148 253L151 254L150 251H148ZM148 253L145 252L144 256L148 255ZM235 253H237V254H235ZM119 254L120 255L124 254V255L120 256ZM57 255H58V257H57ZM91 255L93 257L92 253H91ZM151 255L153 257V254H151ZM151 255H149V257L148 256L144 257L146 259L148 257L149 260L147 259L145 262V259H144L143 262L144 263L149 262L150 264L162 263V262L159 263L158 260H156V259L154 260L153 258H155V257L150 258ZM222 255H223V257H221ZM54 256H55V258H53ZM60 256H62V258H64V259H62ZM122 256L126 260L125 259L123 260ZM188 257H189V259H188ZM59 258H61V259H59ZM72 258H75V256L73 255ZM66 259H68V260H66ZM36 260H37V262H36ZM150 260H152L151 261L152 263L150 262ZM169 260L170 259H167V260L165 259L164 264H167V262ZM14 261H15V263H14ZM155 261H157V262H155ZM165 261H167V262L165 263ZM67 263H65V264H67Z\"/></svg>",
    "mask_w": 264,
    "mask_h": 264
}]
</instances>
